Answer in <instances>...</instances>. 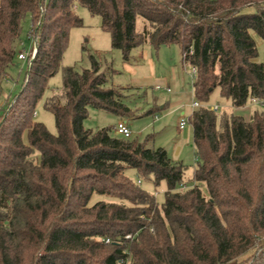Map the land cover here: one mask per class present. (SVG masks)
Segmentation results:
<instances>
[{
  "label": "trees",
  "instance_id": "16d2710c",
  "mask_svg": "<svg viewBox=\"0 0 264 264\" xmlns=\"http://www.w3.org/2000/svg\"><path fill=\"white\" fill-rule=\"evenodd\" d=\"M39 1L0 0V101ZM77 6L101 18L126 63L145 45H177L183 66L197 69L193 93L202 107L188 118L194 185L153 135L85 128L90 109L120 119L138 109L125 103L126 88L109 86L92 55L89 69L63 66L71 31L84 25ZM253 33L264 40V0H47L31 69L0 107V264H264V108L247 121L208 107L216 89L234 109L264 100ZM60 72L62 88L44 102L55 135L35 114ZM144 181L166 183L162 205ZM94 195L116 201L93 204Z\"/></svg>",
  "mask_w": 264,
  "mask_h": 264
},
{
  "label": "rangeland",
  "instance_id": "374dc122",
  "mask_svg": "<svg viewBox=\"0 0 264 264\" xmlns=\"http://www.w3.org/2000/svg\"><path fill=\"white\" fill-rule=\"evenodd\" d=\"M252 12L253 9H249ZM77 15L83 20V27L75 28L71 31L68 49L63 58V66L75 67L78 71L89 69L91 67L90 56L102 64V70L108 71L109 86L116 88H126L124 101L136 113L127 119L132 131V138L144 140L148 135L154 136L153 145L156 148H165L168 155L176 162H182L188 167L185 173L184 181L188 185H194L192 182L196 167V150L193 145L192 128L188 124L189 140L185 142L184 131L179 130L178 118L181 112L175 108H167L158 114L159 119L155 120L152 115H144L145 111L154 107L171 105L177 101V98L164 91H154L155 80H162L165 77L171 79L176 77V92L192 93L193 82L190 78V68H184L182 65L181 48L177 45L162 47L156 51L152 46L145 45L133 51L132 59L129 63L123 60L122 52L112 47L111 36L102 29V22L99 16H92L86 8L76 7ZM39 16V14H37ZM39 18V17H38ZM32 20L27 18L23 26L21 42L24 43V50L30 51L31 42L28 40V34L31 31ZM257 43L259 57L258 61L264 64V40L253 33ZM20 46V45H19ZM19 52V51H18ZM152 68L154 71H152ZM131 70H136L133 74ZM112 71H115L112 73ZM154 72V73H153ZM28 73V63L15 60L9 70V76L4 82L3 95L0 101V107L9 106V102L22 89L24 79ZM154 74V77H153ZM147 78L154 81L151 84L140 85ZM138 80H140L138 82ZM144 81V82H145ZM62 88V73H58L49 82V88L45 93L43 100L36 109L35 120L43 123L52 134H57L54 116L44 107L46 98L52 95L53 91ZM129 88V89H127ZM219 105L222 111L234 113L250 120L252 114L261 109L252 103L246 108L234 109L231 103L221 95V91L216 89L209 100L208 107ZM9 110V109H8ZM188 114L189 109L185 110ZM89 118L85 121L86 129L98 130L107 127H115L120 118L110 113L96 109L89 110ZM137 116V117H136ZM127 175L137 181V175L134 170H128ZM202 190L208 196L207 189L202 186ZM143 188L156 196L160 205L164 203L165 193L167 191L166 183H162L156 188L152 182L144 181ZM101 200L116 201L104 196L94 195L92 203Z\"/></svg>",
  "mask_w": 264,
  "mask_h": 264
},
{
  "label": "built area",
  "instance_id": "2783aa9c",
  "mask_svg": "<svg viewBox=\"0 0 264 264\" xmlns=\"http://www.w3.org/2000/svg\"><path fill=\"white\" fill-rule=\"evenodd\" d=\"M46 2L47 0H40L39 1V19L36 23H32L31 26V31L28 34V40H30L31 42V49L30 51H26L24 50L23 46L24 43H20L19 46V52L17 55L18 61L20 62H26L28 63V71L31 69V65L36 57L37 51H38V45H39V39L41 36V26H42V21H43V17L45 15L46 12ZM191 70V74H190V78L192 80V82L194 83V81L197 78V69L195 67H188ZM193 85V84H192ZM164 88L157 86L156 90L160 91L163 90ZM165 90L168 93H171V89L170 88H165ZM253 105L255 106H259L264 108V100H257V99H253L251 102ZM202 105L198 102H194L193 103V108L197 109V108H201ZM209 109L214 111V112H220L222 109L219 105H215V106H209ZM0 113H1V109H0ZM36 116V114H35ZM188 116L186 115H182L180 120H179V128L181 130H185L187 128L188 125ZM115 134L119 137H124V138H132V131L130 129V126L128 124L127 121H123L121 120L116 126H115ZM138 184L141 185L142 182L138 181ZM183 188H185V186H183ZM128 239L130 238V236L127 237ZM106 243H110V240H105Z\"/></svg>",
  "mask_w": 264,
  "mask_h": 264
},
{
  "label": "crops",
  "instance_id": "0c3cea01",
  "mask_svg": "<svg viewBox=\"0 0 264 264\" xmlns=\"http://www.w3.org/2000/svg\"><path fill=\"white\" fill-rule=\"evenodd\" d=\"M131 71L133 72V74H137L136 70H131ZM152 71H154L153 68H152ZM153 77H154V74H153ZM152 78H147L146 77V80H148V81H145L144 80L145 82L143 81V83H141L140 85H143V84L146 85V83L151 84L154 81V79H152ZM139 81L140 80H138V82ZM176 81L177 80H176L175 75L171 79H167V77H165L164 79H162L160 81L159 80L158 81L155 80L154 82H156V83H154L153 89H154V91H158V90H156V87L157 86H160V87L164 88L163 90H160V91H164V92H167L165 90V88H170L171 89L172 92L171 93H168L167 92V93L174 95L177 98V101L175 103L169 105V106L168 105L162 106L161 108H164V107H167V108H170V107L171 108H175L176 107V109L179 112H181L180 115H179V118H178V122H179V120H180V118H181L182 115H186V116L189 117V115L192 113V111L194 110L193 103L195 102V99H194V93L193 92L192 93H185L184 91H182V92H176V83H177ZM192 90H193V88H192ZM186 109H189L188 114L185 111ZM154 118H155V120H158L159 119L158 114ZM121 120L127 121V119H120V121ZM179 130L182 131V132L184 131L183 133H184V137H185L184 138L185 139V142L188 141L189 140V132H188V129L186 128L185 130H181L179 128Z\"/></svg>",
  "mask_w": 264,
  "mask_h": 264
}]
</instances>
